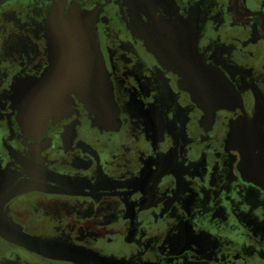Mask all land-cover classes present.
<instances>
[{"label":"flooded vegetation","instance_id":"1","mask_svg":"<svg viewBox=\"0 0 264 264\" xmlns=\"http://www.w3.org/2000/svg\"><path fill=\"white\" fill-rule=\"evenodd\" d=\"M73 5L112 119L50 56ZM47 72L56 111L27 121L19 87ZM0 264H264V0H0Z\"/></svg>","mask_w":264,"mask_h":264},{"label":"water","instance_id":"2","mask_svg":"<svg viewBox=\"0 0 264 264\" xmlns=\"http://www.w3.org/2000/svg\"><path fill=\"white\" fill-rule=\"evenodd\" d=\"M46 24L50 56L62 59L71 56L75 64L81 65V72H86V75L78 77L82 83L81 97L103 119H112L115 105L107 55L96 16L73 5L66 13L60 10L51 13ZM49 79L47 72L42 80L43 85L36 86L38 91L30 80L19 87L16 104L25 120L43 121L49 114L55 113L49 100L52 95L47 93Z\"/></svg>","mask_w":264,"mask_h":264},{"label":"rangeland","instance_id":"3","mask_svg":"<svg viewBox=\"0 0 264 264\" xmlns=\"http://www.w3.org/2000/svg\"><path fill=\"white\" fill-rule=\"evenodd\" d=\"M57 254H58V253H55V255H54L53 257H54L55 259H57V260L63 262V260H64V259H63L64 256H63V255H57ZM68 256H69V257H68ZM73 258H74V257H73L72 255H71V256H70V255H67V257H65V259L68 260V262H69V261H72Z\"/></svg>","mask_w":264,"mask_h":264}]
</instances>
